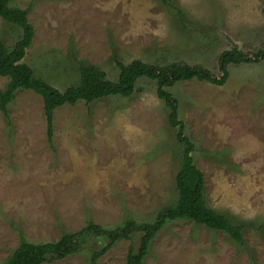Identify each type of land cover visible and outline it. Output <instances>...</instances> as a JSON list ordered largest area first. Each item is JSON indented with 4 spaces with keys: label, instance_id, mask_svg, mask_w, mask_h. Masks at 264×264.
Masks as SVG:
<instances>
[{
    "label": "rangeland",
    "instance_id": "374dc122",
    "mask_svg": "<svg viewBox=\"0 0 264 264\" xmlns=\"http://www.w3.org/2000/svg\"><path fill=\"white\" fill-rule=\"evenodd\" d=\"M13 0L35 31L24 63L53 87L78 84V61L117 81V61L187 63L216 77L219 57L237 48L254 59L264 47V0ZM22 31L0 18V41L12 49ZM224 86L193 80L170 91L195 145L205 199L236 225L245 246L192 221L170 222L144 264H264V60L231 65ZM8 80L0 76V92ZM0 111V264L20 244L56 242L88 222L106 229L127 219L152 222L178 199L182 149L155 82L140 79L130 98L109 97L54 113L51 147L42 98L19 90ZM141 234L120 241L98 264H127ZM81 254L52 264H89ZM251 256L254 258L252 261ZM49 264V263H45Z\"/></svg>",
    "mask_w": 264,
    "mask_h": 264
},
{
    "label": "trees",
    "instance_id": "16d2710c",
    "mask_svg": "<svg viewBox=\"0 0 264 264\" xmlns=\"http://www.w3.org/2000/svg\"><path fill=\"white\" fill-rule=\"evenodd\" d=\"M159 1L177 10L178 17L184 21L183 14L175 8L174 1ZM12 2L13 0H0V18L22 31L20 40L12 49L0 41V76L8 80L6 91L0 92V111L7 120H10L8 106L15 99L16 93L19 90L34 92L43 100L46 135L52 147L54 113L57 109L66 105L75 106L79 102L89 105L109 97L130 98L135 94L137 82L146 79L156 83L157 96L168 108V122L177 131L176 138L182 149V159L175 179L178 199L174 204L163 208L154 221L138 223L133 219H127L114 229H106L88 222L81 230L73 233L64 232L58 241L46 244L30 243L21 235L19 246L4 264H52L81 254L89 245L104 241L100 249L91 252L89 264H98L99 260L120 241H129L135 234H141L140 244L137 250L130 249L127 264H144L158 233L170 222L178 220L192 221L213 232L224 233L240 247H244V231L248 226L236 225L231 217L215 211L206 203L205 176L195 165L193 158L195 145L186 135V125L179 118V102L170 89L179 83L193 80L224 86L229 80L231 65L264 60V47L254 54V59L237 48L224 51L218 61L219 77L199 65L177 62L157 65L136 60L130 64L117 61L119 77L117 81H111L98 67L78 61V84L70 85L62 92L37 76L34 69L24 63L27 50L33 43L35 31L28 21L29 10L12 7ZM251 259L254 261L252 256Z\"/></svg>",
    "mask_w": 264,
    "mask_h": 264
}]
</instances>
